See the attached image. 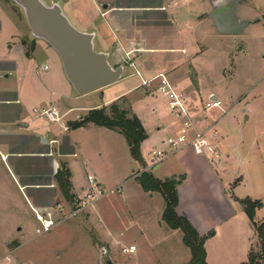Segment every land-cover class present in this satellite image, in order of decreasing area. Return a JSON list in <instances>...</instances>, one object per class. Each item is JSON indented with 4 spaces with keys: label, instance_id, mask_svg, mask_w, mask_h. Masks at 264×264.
Returning <instances> with one entry per match:
<instances>
[{
    "label": "crops",
    "instance_id": "0c3cea01",
    "mask_svg": "<svg viewBox=\"0 0 264 264\" xmlns=\"http://www.w3.org/2000/svg\"><path fill=\"white\" fill-rule=\"evenodd\" d=\"M46 1L51 4L55 0ZM62 2L63 9L67 15L69 16L70 13L74 21L79 24V30L95 32V40L98 35H101L100 52L110 53V63L113 66H115L117 61L124 58L122 56L124 53L131 55L170 53L192 57L191 60L194 66L192 70L189 68L185 69L182 63L167 65L168 62L170 63V60H168L162 68L150 69L146 66L144 68L139 66L138 71L146 79L158 73L166 74L170 83L186 97V107L194 130H187L184 126L185 120L171 112L182 125V129L177 131V136L169 138H176L183 133H187L191 137L195 134L194 131L206 132L207 138L213 146V154L198 155L192 148L172 153L169 147L167 149L162 147L160 150L163 151L164 149V151L171 153L160 163L161 165L166 163L164 170L156 174L154 173L155 165L152 167L148 166L145 161L144 165H141L133 159L126 142V148L134 163H131L130 159L127 160L128 168H125L122 173L121 182L119 181L116 186L112 185L113 188L107 191V187L111 184L86 155L83 148L84 142L79 139V136H87L85 133L104 136L103 133L105 132H112L118 136L120 134L93 124L71 130L70 123L81 119L86 112L107 107L120 99L123 100L138 89L145 90L143 93L152 98L159 94L162 99L168 102L167 107L169 109L168 97L157 92L154 93V91L148 92L147 89L142 87V80L136 75V72L133 70L129 71L126 67L124 76L119 82L95 91L98 92V96L102 100L100 103L92 105L94 103L92 101L94 95L92 94L95 92L77 97L76 92L73 91L72 86L64 76L62 65L61 71H58L55 67V72L53 73H50L51 68L46 63L41 67L35 66L39 55L50 53L48 49L41 45V41H30L28 38L29 33L27 35L21 32L20 36H18L20 37L18 44L10 47V50L0 53V223L13 221L15 227L20 226L18 231L21 233L25 227L24 225L33 221L31 218L32 214V217L35 215L33 210L39 212H44L46 209L49 210L51 208L54 210L57 205H62L65 210L71 209L70 202L63 196L56 178V175L63 170L68 171L71 175V192L75 197H80L87 189V177L94 176L105 187L107 195L114 193L116 189L118 192H125L124 202L129 204L130 213L139 215L141 211H138V209L140 210L138 206L141 202L146 203V200L154 199L157 195L164 200L158 192H145L138 183V174L149 172L162 182L166 180L172 181V179L177 180V184H175L179 198L177 213L186 217L199 235L205 236L213 228H223L224 233H226L224 240L229 241L235 233L241 231L242 225L247 226L249 224L247 229L243 227L244 233L248 236L250 232H254V236L257 237L252 222L249 221L248 223V216L240 203L243 199L237 195L227 197L222 184L223 181L220 179L219 174H216V171L213 170L207 159L209 158L212 162L218 160V164H220L226 158V163H230L231 155H224L222 152L225 142L224 135L228 133L226 130L230 128H227V124L225 122L222 123V120L233 112L234 116L227 119V122L240 127L242 131L240 137H244L246 126L255 115V99L251 100L248 96H241L235 102H230L232 98L229 93L237 94L239 89L238 86L236 88L232 86L229 80L226 81V65L231 49H221L222 52L220 54L217 51L216 61H213L214 63L211 62V66H209L211 69L204 72L205 63L206 61L208 62L206 57L211 50H209L210 48L204 49L203 46L210 38L209 36H212L210 29L207 28L206 21L201 22L198 19L201 10L203 12L207 10L205 1L86 0L85 5L86 7L88 6L89 11L81 8L80 0H62ZM105 5L108 8H103ZM210 5L213 6L211 2ZM210 11L205 12L207 17ZM4 16L5 14L1 13L0 6V45L3 44L6 36L4 33L6 16ZM70 20L73 23V20ZM252 21L254 22L255 20ZM108 31L116 40L117 46H113L114 48H111L108 43ZM217 34L220 36H231ZM28 46H31L30 55L27 54L28 51L26 50ZM207 72L208 76L206 77L208 80H205L203 74H207ZM194 73H197L196 77ZM16 75L19 78L14 81V84H8L10 77ZM227 96L231 105L229 108H223ZM198 99L201 100L202 105L200 110L196 108L197 104H199ZM34 101L36 105L32 110H28L26 105ZM214 101H220L221 108L204 111V106L208 102ZM196 102V107H194ZM51 106L59 109L63 116V122L68 125V132L71 135L59 138L57 131L49 128L43 122V119H40L34 113L35 109ZM134 114L141 120L148 135L146 121L142 120L137 113ZM70 116L72 117L69 118ZM209 118H211V123L208 121ZM58 128L60 132H63L60 127ZM231 128L234 127L231 126ZM68 132H65V134ZM233 136L235 138L238 137L236 132ZM149 137L148 135V139ZM52 141H56V143ZM146 141L143 142L141 151ZM162 144L165 146L164 142ZM188 158L209 169L211 176L206 177L204 180L210 183V187L217 188L218 193H216L215 198L217 201L223 202V205H219L216 209L223 216L216 217L217 211H211L207 202L205 203L208 210L202 209L201 202L196 196V190L193 189L194 175L191 173L189 165H187ZM56 164L58 168L55 166ZM134 166L140 169L137 175L135 174L137 169ZM231 168L232 165L229 168H224L223 171H230ZM129 172L132 174L129 175ZM124 182H128L126 190L122 189L121 186V183ZM231 188L232 185L229 190ZM121 189L122 191H120ZM136 202L140 203L136 206ZM144 203H141V207ZM232 205L234 207L237 206L235 210L232 209ZM164 210L165 205L157 213V221L154 225H150L146 221L136 223L138 228L136 235L140 242L147 239L148 244L150 243L151 246L155 247L164 245L166 240L170 242L172 240L175 241V239H183V235L179 230H172L163 222L162 215ZM93 215L102 216L98 205L90 208L86 213L88 219H91ZM137 243L138 240L135 239L130 244V246L136 247V251L132 254L134 256L133 264H141L143 259V254L139 253ZM211 243L220 244L223 242L218 239L216 233L213 237L206 240L207 264H245L243 260L239 259L230 262L223 253L224 244L220 245L219 254L217 253L212 257L208 249ZM6 245L7 242H4V246ZM138 253L139 255L137 256ZM176 254L174 253V255ZM179 255H181V252Z\"/></svg>",
    "mask_w": 264,
    "mask_h": 264
},
{
    "label": "rangeland",
    "instance_id": "374dc122",
    "mask_svg": "<svg viewBox=\"0 0 264 264\" xmlns=\"http://www.w3.org/2000/svg\"><path fill=\"white\" fill-rule=\"evenodd\" d=\"M202 1H205L207 4L205 12L210 11L212 8L210 2L212 0ZM80 2L81 8L89 11L88 6L86 7L85 5L86 0H80ZM238 5L240 9L239 19L250 20L251 24L245 29L243 34L237 36L218 35L211 20L206 15L207 12L205 13L201 10L198 19L201 22L206 21L207 28L210 29L212 35L209 36L210 38H208L204 43L205 46H203L204 49L210 48L209 50H211L210 54L206 57L209 63L206 61L204 72L211 69L209 67L211 66V62L214 63L213 61H216L217 51L220 54L222 52L221 49H231L226 65V81L229 80L232 86H235V88L238 86L239 89L238 95L233 92L229 93L232 98L230 102H235L241 96H248L251 100L255 99V115L248 122L244 137H240L242 135L240 127L227 122V119L234 116L233 112L222 120V123L225 122L226 126H228L227 128H230L228 130L232 129L231 131L226 130L228 133L224 135L225 142L224 149L222 150L224 155H231V161L230 163H226L227 159L224 158L223 162L218 164V160L212 162L209 158L207 159L213 170L216 171V174H219L220 179L223 181L222 184L228 198L237 195L243 200L250 198L253 201H260L262 203L261 208L257 210L255 215L256 222L260 224L264 223V0H241ZM0 6L1 13L3 12V15L5 14L6 16H4L6 19L4 33L6 36L3 44L0 45V53H2L18 44L20 40L18 36H20L21 32L28 35L29 30L20 11L16 7H13L7 0H0ZM69 17L73 20V24L79 28V24L74 21L70 13ZM252 20L255 21L253 22ZM107 33L109 38V42H107L111 45L110 47L117 46L113 35L109 31ZM101 40V35H98V38L95 40V49L97 51H100ZM26 41L28 40L26 39ZM41 45L45 49H48L50 54L43 53L42 56L39 55L35 66L41 67L46 63L51 68L50 73L55 72V67L58 71H61L62 64H60L61 61L57 53L45 42L41 41ZM30 47L28 46L26 49L28 55H30ZM122 56L124 58L117 61L115 67L125 64L129 71L133 70L135 72L139 70V66H142V68L146 66L150 69L162 68L168 60H170V63L168 62L167 65L182 63L185 69L189 68L192 70L194 68L191 60L192 57H186L183 54L131 55L124 53ZM130 63L135 65V69L130 67ZM128 69L127 73L129 72ZM126 75L128 76V74ZM203 75L205 76V80H208L206 77L208 76V72ZM194 76L196 77L197 73H194ZM18 78V75L11 76L7 83L14 84V81ZM143 91L145 90L138 89L130 93L127 98H124L118 104L121 109L129 112V117H131V114L137 113L142 120L146 121V129L150 137L144 144L141 152L145 164L152 167L150 163L152 151L160 150L162 147L167 149L168 146H164L162 143L168 140L169 137L177 136V131L182 129V125L168 109V102L165 99H162L159 94H156L155 98L146 96ZM92 95L95 97L92 98L94 102L92 105L101 102L102 99L98 96V92ZM76 96L82 97L78 94ZM225 99L226 102L223 108H229L231 105L228 101L229 97L227 96ZM198 100L199 104L196 102L194 107L197 104L196 108L200 110L202 105L201 100ZM35 105V101L30 102L26 105V108L32 110ZM214 111L216 112V110ZM89 112H86L83 117H86ZM208 121L211 123V118ZM43 122L49 128L56 130L59 138L71 135L69 132L67 134L60 132L58 124L49 123L45 119H43ZM231 126L234 128H231ZM71 130L73 129L71 128ZM235 132L238 135L237 138L233 136ZM103 134L104 136H97V134L85 133L87 136H79V139L84 142V151L93 165L100 169L109 184H111L107 187L108 191L113 188L112 185L116 186L119 184V181L121 182V175L125 168H128L127 160L130 159L131 163L134 162L126 148L127 144L124 136L121 134L118 136L112 132H105ZM160 163H157L154 167V173L156 174L161 173L166 165V163L164 165ZM187 165H189L190 171L194 175L193 189L196 190V196L201 202L202 209L207 211L208 204L211 211H217L216 217L223 216L216 209L219 205H223V202L217 201L215 198L216 193H218L217 188L210 187V183L204 180L206 177L211 176L208 171L209 169L191 159L189 160V158ZM231 165L230 171H223L224 168H229ZM139 172L140 169H137L135 174L137 175ZM131 174L129 172V175ZM142 174H138V177ZM231 185L232 188L229 190ZM121 186L122 189L126 190L128 182L121 183ZM102 187L105 188L104 186ZM125 194V192H118L116 189L114 193L102 198L96 204V206L100 207L101 217L93 215L91 219H88L86 213H82L75 218L66 220L51 232L42 236H36V229L40 227V224L36 220L35 215L32 217L33 214L31 215L33 221L25 224L21 233L18 231L20 226L15 227L13 221L0 223V264H99L101 248H106L109 251L115 263L133 264L134 256L132 254H124L122 249L130 247V244L135 239L138 240L139 253L143 254L141 264H189L191 253L184 246L181 238L180 240L175 239V241L172 240L170 242L166 240L164 245L153 247L150 243L148 244L147 239L140 242V239L136 235L138 233L137 222L146 221L150 225L155 224L157 213L165 205L164 200L157 195L154 199L146 200V203L141 202L144 203L142 207L140 202H136V206L140 203L138 206L140 210L138 209V211H141V213L135 215L130 213L129 204L124 202ZM78 198L79 196L74 197L70 205L75 204ZM213 200L216 201L213 202ZM236 207L232 205L233 210ZM70 212V209L65 210V215H68ZM247 219L249 223L250 220L249 218ZM243 227L247 229L249 224L247 226L242 225L241 231L235 233L229 241L224 240L226 233H224L223 228H213L211 232L214 235L216 233L218 239H221L223 243H211L208 247L210 255L213 257L217 253L219 254L220 245L223 244V253L230 262L239 259L247 263L251 252L254 255H259L261 247L258 238L254 236V232H250L246 236ZM208 234L205 237H208ZM245 237L246 239H244ZM102 240L103 242H101ZM4 242H7L6 246H4ZM173 252L175 254L179 253L174 255ZM180 252L181 255H179ZM260 264H264V261Z\"/></svg>",
    "mask_w": 264,
    "mask_h": 264
},
{
    "label": "water",
    "instance_id": "95a60500",
    "mask_svg": "<svg viewBox=\"0 0 264 264\" xmlns=\"http://www.w3.org/2000/svg\"><path fill=\"white\" fill-rule=\"evenodd\" d=\"M7 1L20 11L29 30V40L43 41L57 53L65 78L79 96L101 90L123 78L125 64L115 67L110 63V53L95 49L96 33L79 30L64 11L62 0L51 4L46 0ZM240 1H211L213 6L208 17L217 33L241 35L251 24L249 20L239 19ZM55 166L58 168L57 164ZM172 183L177 184V180L172 179ZM100 254L99 264H118L106 248H101Z\"/></svg>",
    "mask_w": 264,
    "mask_h": 264
},
{
    "label": "trees",
    "instance_id": "16d2710c",
    "mask_svg": "<svg viewBox=\"0 0 264 264\" xmlns=\"http://www.w3.org/2000/svg\"><path fill=\"white\" fill-rule=\"evenodd\" d=\"M121 101L123 100L115 101L111 105L101 109L91 110L86 117L70 123V126L72 129H79L89 124H94L98 127L116 131L126 139L133 159L141 165H144L141 146L148 139V135L141 120L136 115L131 114V117H129V112L121 109L118 104ZM70 177V173L65 170L56 175L60 190L69 202L73 201L75 197L71 192L72 184ZM137 181L145 192H158L164 198L165 210L162 215V220L170 229L179 230L182 233L183 244L191 253L189 264H207L205 242L207 239L213 237L214 233L210 232L208 237L199 235L190 221L177 213L176 209L179 198L176 185L171 180L162 182L149 172H144L137 178ZM240 203L243 206L244 212L252 222L261 247L260 254L254 255L251 252L249 254V260L245 264H260L264 261V223L258 224L255 222V215L256 211L261 208L262 203L260 201H253L250 198L244 199Z\"/></svg>",
    "mask_w": 264,
    "mask_h": 264
},
{
    "label": "built area",
    "instance_id": "2783aa9c",
    "mask_svg": "<svg viewBox=\"0 0 264 264\" xmlns=\"http://www.w3.org/2000/svg\"><path fill=\"white\" fill-rule=\"evenodd\" d=\"M130 67L135 69V65L133 63H130ZM45 69H47V67H45ZM136 75L141 78L142 87L146 88L147 91H154V93L157 92L168 97L169 109L171 112L185 120L184 126L187 130H194L186 107V97L170 83L166 74L158 73L148 79L143 78L139 71H136ZM214 108H221V102H209L204 106V111L207 112ZM34 113L40 119H45L52 124H58L63 132L69 131V127L65 124V122H63V116L58 108L51 106L48 108L35 109ZM194 132L195 134L191 137H189L187 133H183L176 138H169L164 141V144L171 149L172 153L179 152L186 148H192L198 155L213 154V146L207 138L206 132ZM52 142L56 143V141ZM170 153L162 150H154L151 153L150 163L154 166L161 162ZM87 182V189L78 198L77 202L71 205V212L68 215H65V208L62 205H57L54 210L52 208L49 210L46 209L44 212L33 210L36 220L40 224V227L36 229V236H42L49 233L66 220L75 218L82 213H87L90 208H93L103 197L107 195L106 190L94 176H88ZM135 251V246H130L128 248L125 247L122 249L124 254H134Z\"/></svg>",
    "mask_w": 264,
    "mask_h": 264
}]
</instances>
